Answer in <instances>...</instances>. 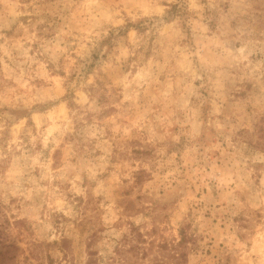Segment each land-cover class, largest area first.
I'll return each instance as SVG.
<instances>
[{
    "label": "clouds",
    "instance_id": "obj_1",
    "mask_svg": "<svg viewBox=\"0 0 264 264\" xmlns=\"http://www.w3.org/2000/svg\"><path fill=\"white\" fill-rule=\"evenodd\" d=\"M0 264H264V0H0Z\"/></svg>",
    "mask_w": 264,
    "mask_h": 264
}]
</instances>
